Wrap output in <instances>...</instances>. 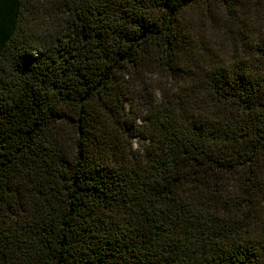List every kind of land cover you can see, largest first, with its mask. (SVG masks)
<instances>
[{
  "label": "trees",
  "instance_id": "1",
  "mask_svg": "<svg viewBox=\"0 0 264 264\" xmlns=\"http://www.w3.org/2000/svg\"><path fill=\"white\" fill-rule=\"evenodd\" d=\"M0 264H264V0H0Z\"/></svg>",
  "mask_w": 264,
  "mask_h": 264
},
{
  "label": "rangeland",
  "instance_id": "2",
  "mask_svg": "<svg viewBox=\"0 0 264 264\" xmlns=\"http://www.w3.org/2000/svg\"><path fill=\"white\" fill-rule=\"evenodd\" d=\"M132 146H133V148H134L135 150H139V149H140L139 144H138V142H137L136 139H133V140H132Z\"/></svg>",
  "mask_w": 264,
  "mask_h": 264
}]
</instances>
